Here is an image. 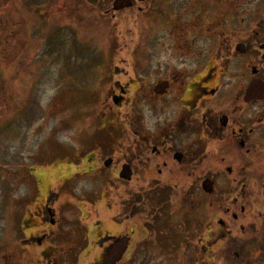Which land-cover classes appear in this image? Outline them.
<instances>
[{"label":"flooded vegetation","instance_id":"1","mask_svg":"<svg viewBox=\"0 0 264 264\" xmlns=\"http://www.w3.org/2000/svg\"><path fill=\"white\" fill-rule=\"evenodd\" d=\"M113 1L105 10L108 24L134 17L141 43L131 60L112 57L130 70L111 92L115 108L124 107L123 161L110 156L106 168L126 165L123 184L139 190L131 198L126 190L119 216L139 214L147 190L156 192L157 204L162 193L176 190L186 210L181 216H213L209 227L222 232L209 244L200 236L202 259L217 251L216 264L232 253V264H264V0H130L119 9ZM95 152L102 153L87 154ZM52 173L62 189L63 173L46 171ZM60 193L47 192L35 213L16 216L11 234L1 232L0 264H99L124 235L129 251L134 235L125 228H67L69 216L56 207ZM199 204L206 213L196 212ZM89 247L94 252L83 262Z\"/></svg>","mask_w":264,"mask_h":264},{"label":"rangeland","instance_id":"2","mask_svg":"<svg viewBox=\"0 0 264 264\" xmlns=\"http://www.w3.org/2000/svg\"><path fill=\"white\" fill-rule=\"evenodd\" d=\"M110 1L0 0V234H11L16 216L35 213L57 188L56 207L60 204V216H69L67 228L133 231L123 264H216L217 248L206 259L199 248L222 232L209 227L213 216H181L186 210L176 190L161 194L169 198L166 205L150 198L136 216H119L126 190L130 198L139 190L103 163L107 156L122 163L124 152V107L115 108L111 92L113 82L128 80L130 67L112 57L131 60L141 43L132 31L134 17L108 24ZM114 65L120 70L114 72ZM106 131L111 136L106 133L104 151L97 145ZM95 149L102 153L86 154ZM52 168L63 173L62 189L53 173L46 174ZM196 208L206 213V206ZM224 260L232 264L237 257L232 253Z\"/></svg>","mask_w":264,"mask_h":264},{"label":"water","instance_id":"3","mask_svg":"<svg viewBox=\"0 0 264 264\" xmlns=\"http://www.w3.org/2000/svg\"><path fill=\"white\" fill-rule=\"evenodd\" d=\"M114 9H119L127 7L131 4L130 0H114ZM115 103H118V99H114ZM112 162L111 158H108L104 164L108 166ZM121 178L126 179L129 175L128 168L126 165L122 166V169L119 173ZM128 246V238L123 237L119 242L109 246L106 250L105 260L100 264H116L121 260L123 254L125 253Z\"/></svg>","mask_w":264,"mask_h":264},{"label":"trees","instance_id":"4","mask_svg":"<svg viewBox=\"0 0 264 264\" xmlns=\"http://www.w3.org/2000/svg\"><path fill=\"white\" fill-rule=\"evenodd\" d=\"M103 133H104L105 135H102L101 138L99 137V138H100L99 140H100V142L102 141L101 143H102L103 146H104V145H105V144H104L105 136H106V133L108 134V132L106 131V132H103ZM107 136L110 137L111 135L108 134ZM111 139H112V137H111L110 139H106V141H110ZM105 143H106V142H105ZM152 194H156V192H154V191L151 192V191L147 190L146 198H151V197H152Z\"/></svg>","mask_w":264,"mask_h":264}]
</instances>
